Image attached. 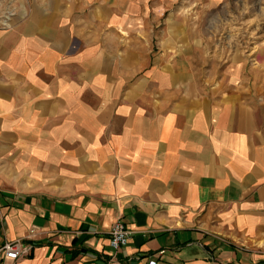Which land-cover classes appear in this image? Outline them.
<instances>
[{
	"label": "crops",
	"instance_id": "obj_1",
	"mask_svg": "<svg viewBox=\"0 0 264 264\" xmlns=\"http://www.w3.org/2000/svg\"><path fill=\"white\" fill-rule=\"evenodd\" d=\"M11 2L0 245L29 246L14 264H264V75L238 55L206 65L191 0ZM117 219L131 233L114 250Z\"/></svg>",
	"mask_w": 264,
	"mask_h": 264
},
{
	"label": "rangeland",
	"instance_id": "obj_2",
	"mask_svg": "<svg viewBox=\"0 0 264 264\" xmlns=\"http://www.w3.org/2000/svg\"><path fill=\"white\" fill-rule=\"evenodd\" d=\"M11 1L0 0V25L7 13L14 11ZM174 11H181L180 6H174ZM182 11L198 16L190 21V28L203 34L199 39L205 46L207 66L218 67L238 55L253 64L254 69L248 71L255 77L264 75V0H191ZM201 56L196 53L195 60L201 63Z\"/></svg>",
	"mask_w": 264,
	"mask_h": 264
},
{
	"label": "built area",
	"instance_id": "obj_3",
	"mask_svg": "<svg viewBox=\"0 0 264 264\" xmlns=\"http://www.w3.org/2000/svg\"><path fill=\"white\" fill-rule=\"evenodd\" d=\"M13 10V9H11ZM14 11L7 13L1 23L2 27H8L10 20L14 16ZM11 16V17H9ZM130 231L126 229L124 223L118 219L109 230V243L114 250L124 246L129 238ZM29 246L20 239L6 240L0 245V264H14V262L23 254H27Z\"/></svg>",
	"mask_w": 264,
	"mask_h": 264
}]
</instances>
